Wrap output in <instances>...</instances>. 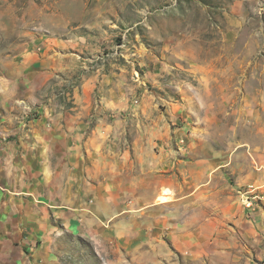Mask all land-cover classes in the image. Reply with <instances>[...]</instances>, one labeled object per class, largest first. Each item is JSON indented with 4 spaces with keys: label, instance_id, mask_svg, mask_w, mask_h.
I'll return each instance as SVG.
<instances>
[{
    "label": "rangeland",
    "instance_id": "rangeland-1",
    "mask_svg": "<svg viewBox=\"0 0 264 264\" xmlns=\"http://www.w3.org/2000/svg\"><path fill=\"white\" fill-rule=\"evenodd\" d=\"M2 68L27 79L37 98L25 122H76L85 154L113 147L125 156L126 177L138 180L135 196L125 192V215L151 219L153 206L170 199L153 217L167 227L148 241L117 249L115 219L96 220L98 229L88 227L94 233L61 234L54 249L31 242L27 257L211 264L171 236L186 219L179 184L198 160L245 141L250 152L264 147V0H0ZM165 179L177 185L175 195L148 184Z\"/></svg>",
    "mask_w": 264,
    "mask_h": 264
},
{
    "label": "crops",
    "instance_id": "crops-1",
    "mask_svg": "<svg viewBox=\"0 0 264 264\" xmlns=\"http://www.w3.org/2000/svg\"><path fill=\"white\" fill-rule=\"evenodd\" d=\"M7 72L0 69V138H8L0 139V264H42L39 251L27 257L31 242L41 240L43 248L54 249L52 241L61 234L94 233L88 227L98 229L96 220L115 219L111 240L117 249L161 234L166 221L161 225L153 217L170 199L153 206L151 219L145 213L125 215L128 198L136 195L131 186L138 184L125 175V156L113 147L100 157L90 148L85 154L76 122H25L28 102L35 107L37 98L27 79ZM247 146L245 141L226 154L196 161L190 180L187 174L180 182L186 219L176 225L177 232L172 227L171 236L189 256L211 258V264H264V147L250 152ZM148 184L175 195L177 185L170 179ZM246 187L259 190L253 211L237 195V188ZM46 256L53 258L50 251Z\"/></svg>",
    "mask_w": 264,
    "mask_h": 264
},
{
    "label": "built area",
    "instance_id": "built-area-1",
    "mask_svg": "<svg viewBox=\"0 0 264 264\" xmlns=\"http://www.w3.org/2000/svg\"><path fill=\"white\" fill-rule=\"evenodd\" d=\"M3 142H5V140ZM240 194L245 209L253 211L256 207L257 202L260 201L259 190L253 187H246Z\"/></svg>",
    "mask_w": 264,
    "mask_h": 264
}]
</instances>
